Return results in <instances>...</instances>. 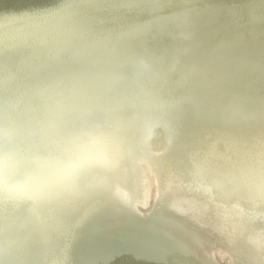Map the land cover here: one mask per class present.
<instances>
[{
    "label": "bare ground",
    "instance_id": "obj_1",
    "mask_svg": "<svg viewBox=\"0 0 264 264\" xmlns=\"http://www.w3.org/2000/svg\"><path fill=\"white\" fill-rule=\"evenodd\" d=\"M183 2L213 7L180 20L154 19L155 5L129 0L0 7V43L32 46L0 58V176L5 192L31 199H0V231L26 221L69 234L84 212L109 228L123 224L113 206L134 204L145 217L159 204L207 236L185 239L193 256L264 264V0H172L161 9L184 12ZM83 13L89 17L80 20ZM166 27L193 38L172 37ZM142 57L155 69L146 72ZM88 121L117 127L122 150L109 158L99 137L85 143ZM52 142L66 145L67 159L38 148ZM8 145L18 163L48 169L57 181L93 162L100 170L45 204V181L8 184ZM158 223L183 235L181 226ZM38 246V264H75L60 238Z\"/></svg>",
    "mask_w": 264,
    "mask_h": 264
},
{
    "label": "water",
    "instance_id": "obj_2",
    "mask_svg": "<svg viewBox=\"0 0 264 264\" xmlns=\"http://www.w3.org/2000/svg\"><path fill=\"white\" fill-rule=\"evenodd\" d=\"M19 1L24 2L26 0H0V7ZM134 1L137 2L136 5L138 6L146 5L147 9L155 5L156 11L152 15L154 19L159 17H169L176 20L184 17L192 19L190 15L196 12L195 10L202 9L203 6L213 7L207 6L208 3L193 5L190 2H183L182 5L185 6L182 10L184 12L179 11V9L176 10V8L165 11V6L161 9V5L172 0H129V2ZM87 17H89L88 14L80 15V20H85L84 18ZM197 19V17L194 18L192 22H198ZM166 31L172 37L181 38L187 42L193 38L190 30L185 35L183 33L178 35L177 30L170 27H166ZM45 41L51 40L48 37ZM22 42V40H12L0 43V58L12 57L16 53L24 55L23 53H26L31 45H21ZM144 51H148V48L145 47ZM155 59L157 60V58ZM1 62L0 60V66ZM140 64L146 72L155 69L146 57H142ZM0 71L5 70L1 68ZM31 83L27 81L24 84L27 88L32 89L33 83ZM113 207L123 210L120 219L123 224L118 222L120 226L112 223L107 224L109 228H103V219L90 220L89 214L84 212L75 219L73 230L69 234L62 235V232L53 226L43 227L41 223L30 225L26 221L1 230L0 264H38L37 260L41 256L38 245L42 244L43 240L46 245H49L57 238L61 239L63 250L72 249L71 257L75 264H219V262L207 263L188 251L190 249L193 252L192 246L185 242V239L193 243L197 240L195 236L199 238L202 236L203 240L207 236L186 220L178 218L177 212L172 211L173 213H171V210H166L164 206L158 204L148 216L143 217L138 212L139 208L134 204H120V206ZM126 212L127 214H125ZM160 220L171 223L172 227L174 225L181 226L186 232L182 230L183 235L181 236L170 227L167 230L166 227L168 226H162L158 223Z\"/></svg>",
    "mask_w": 264,
    "mask_h": 264
},
{
    "label": "clouds",
    "instance_id": "obj_3",
    "mask_svg": "<svg viewBox=\"0 0 264 264\" xmlns=\"http://www.w3.org/2000/svg\"><path fill=\"white\" fill-rule=\"evenodd\" d=\"M76 130H81L80 125L75 126ZM91 135L82 137L85 143H91L93 137H99V151L111 158L119 150H122L120 130L106 122L88 121L87 125L82 129ZM41 151L51 155L53 160L67 159L70 153L66 150L63 143H43L38 146ZM14 149L11 145L5 147L4 170L7 175L8 184L13 185L22 183L26 186H33L35 183L45 181L42 185L41 202L45 204L54 203L61 199L71 196L81 185V182L92 173L100 170L99 166L93 162L86 164L77 173L61 177L58 181L51 178L48 169L33 165L30 162L24 164L18 163L14 159ZM0 199L7 201H31L30 198L14 197L5 192L3 187V177L0 176ZM33 202V201H32Z\"/></svg>",
    "mask_w": 264,
    "mask_h": 264
}]
</instances>
